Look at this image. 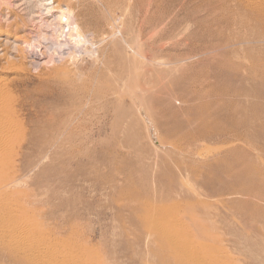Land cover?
I'll return each instance as SVG.
<instances>
[{
	"label": "rangeland",
	"instance_id": "obj_1",
	"mask_svg": "<svg viewBox=\"0 0 264 264\" xmlns=\"http://www.w3.org/2000/svg\"><path fill=\"white\" fill-rule=\"evenodd\" d=\"M57 1L87 43L54 37L36 0H0V158L18 180L0 195V264H176L162 229L223 264H264V136L206 141L175 127L213 100L199 97L207 88L251 123L238 132L263 122L264 90L231 88L251 81L237 65L256 46L232 41L246 0ZM30 35L38 64L21 50ZM223 160L251 172L220 183L209 168Z\"/></svg>",
	"mask_w": 264,
	"mask_h": 264
},
{
	"label": "bare ground",
	"instance_id": "obj_2",
	"mask_svg": "<svg viewBox=\"0 0 264 264\" xmlns=\"http://www.w3.org/2000/svg\"><path fill=\"white\" fill-rule=\"evenodd\" d=\"M99 1L103 4L102 0H99ZM244 2H245V5L248 9V11L246 9L244 11V15L248 14V20L245 22V26H244L245 32H243V33L239 32V33L235 34L232 41L235 44H244V45L249 44L251 46L255 45L256 48L254 51V50H252V48L250 49V47H246L245 55H244L245 56L244 60L246 61V64L238 63V65H237L240 69H242V72L245 73V74H243V76L248 77L251 81L249 82V84H245V85L242 82L234 83L231 81V88L238 89L240 91L243 89L264 90V0H246ZM36 4L37 5H35V7L39 8L38 12L44 14L43 18H46V20L48 18H51L53 20L54 32H52V33L55 34L54 37L60 39L61 41L65 37L67 39H68V37H69V39L74 38V42H73V40H71V42H73L72 44H74L75 41L78 43L87 41V37L82 34V31H81L79 25L77 24L76 20L74 19V14L72 12V6L70 3H68V2H62L61 3L60 1H57V0H55V1L54 0H36ZM32 9H34V8H32ZM43 18L41 17L40 21H42ZM63 18H64V20H63ZM31 19H33V18H31ZM51 19H50V21H51ZM47 23L45 24V21H44L45 26H43V27H46V28L48 27V29H50L52 27V25L50 23V25H51L50 27L46 26L49 24V23L48 24ZM240 23H242V18H240ZM34 24H36V21ZM32 29H34V28H32ZM32 29H30V30H32ZM51 30H52V28H51ZM39 31H40V28H39ZM39 31H36V32L42 34V32H39ZM30 33H31V31H30ZM33 34H35V33H33ZM54 34H52V35H54ZM4 35H6V34H4ZM90 35H92V34L90 33ZM30 36H32V35H30ZM38 36H39V34H38ZM17 37L19 38V36H17ZM36 37L37 36H32L31 39H25L26 38L25 37V38H23V40H21V41H23V44H24L22 46L23 49H21V50H25L24 51L25 55L29 58L28 60H30L33 64L42 61L43 60L42 58L46 57V56H44V51H42L43 46L41 47V44L39 41L40 39L38 40ZM43 37H44L43 39L46 38V36H43ZM89 37H91V36H89ZM89 37H88V40H89ZM51 38H52V40L51 39L50 40L52 42L50 40L49 41L52 45L53 39L55 40V38H53V36ZM20 39H22V38H20ZM46 39L47 40L49 39L48 36ZM58 39L55 41H57L60 45L61 43ZM55 43L56 42H54L53 45ZM58 43H56V44H58ZM66 43L69 44V42H66ZM66 43H65V45H66ZM43 45H44V43H43ZM53 45H52V47H54ZM46 46H47V44L45 45V47ZM66 46L69 48L68 45H66ZM81 46H83V45H81ZM59 48H60V46H59ZM47 49H48V47H47ZM82 49H84V48H81L80 50H82ZM93 49H94V47H93ZM49 50L50 49H48V51ZM51 50H54V49H51ZM63 50H65V49H63ZM237 50H239V49H237ZM57 51L55 50L54 52H57ZM73 52H75V51H73ZM47 53L51 54V52H46L45 55H47ZM58 53H60V52H58ZM85 53H86V50H85ZM90 53H91V51H90ZM234 53L237 54V51L235 50ZM75 54H76V52H75ZM47 56H49V55H47ZM70 56L72 57L73 55H70ZM58 57H60V56H58ZM75 57H76V55H75ZM80 57H81V55H80ZM60 58L63 59V57H60ZM47 59H49V58L47 57ZM45 61H47V60H45ZM236 77H237V75H233V77L231 79L233 80ZM207 87H209V84H207ZM210 93H213V92H210V90L207 88L205 94L204 95L201 94L199 97H201V96L202 97H207V96L211 97L213 95L214 96L213 100H211V101L210 100H208V101L203 100L198 106H196L197 111H194V110L191 111V113H193L194 118L192 117V119H189L190 122L187 121V122H184L182 124L176 123L175 127L177 129H179V128L183 129L185 127L184 128V134L186 136H192L193 135L195 137H198L201 140H206V141L210 140V139L221 138V137L227 135V133L232 135L233 137H235V139L241 140V141H247L248 138L254 139L255 135L264 136V130L262 127V125L264 126V118H263V122L261 124H258V125L253 127L254 135H251V137L245 133L238 132V128L251 126V123L249 121H242V120L237 119L235 117L237 108L232 107V106H228L227 103L224 102V100L221 97H218V99H217L216 98L217 93H215V94H210ZM192 123H194V126H195L193 128L190 127V126H192ZM189 124H190V126H189L190 128L186 127ZM5 128H4L3 124L1 125V123H0V157H1L2 152H3L2 144L5 140V138L8 136V132H9ZM16 136H17V138H19L18 137L19 134H17ZM10 137H11V135H10ZM13 137H15V136H13ZM16 141H18V140H16ZM5 149H6V147H5ZM247 149H249V148H247ZM247 149H246V152L249 153V151ZM14 152H16V151L14 150ZM7 153L10 154L11 152H7ZM7 153H5V154H7ZM1 159H3V158H0V177H2V181L0 183V195H3L6 192L11 191L12 188L17 185L18 180L14 176L15 174L13 175V171H14L15 167H14V164L12 162L10 163V164H12V168L9 167V162L11 160H9L6 156V159H8V161H7L8 165H7V163L4 164V162ZM235 163H229L228 161L223 160L221 163V165H223L222 168L217 167V169L216 168H209V169L214 170V171H216V170L218 171V174L221 176H219L216 180L220 183L224 182V178H222V177L226 176V175L228 178L230 177L233 179V181L231 180L233 183L244 182L245 181L244 179L247 178V177H245L247 175L246 173L248 171L251 172V170L248 166H245V168L242 170H240V169L236 170L235 168L237 166ZM10 172H12V173H10ZM159 208H162V206ZM158 211H162V209L158 210ZM201 222L202 221H200V223ZM159 224L157 223V225H159ZM162 233L163 234L161 236V241L164 245V248L170 249V252H171V255L173 258L172 260L175 261L176 264H217L216 262H219L218 264H223L224 260L226 262L230 263V261L226 260L225 257H224V259H221L218 256H216L215 254H213L212 252H210V250H208V248H207L208 246L205 245L204 243L198 241L197 239L195 241L183 242L181 240L179 241L177 239V237L175 238L172 234H170L171 232L169 233L168 231H166V230L163 231V229H162ZM208 238H209L210 242L217 240L216 236L215 237L211 236V235H209V233H208ZM24 240H28V235L24 236ZM208 244H210V243H208ZM205 249L207 251H204Z\"/></svg>",
	"mask_w": 264,
	"mask_h": 264
}]
</instances>
